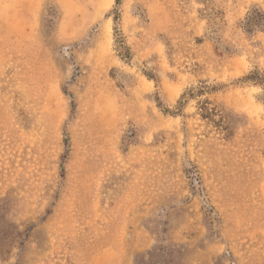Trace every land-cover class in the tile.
<instances>
[{
    "label": "rangeland",
    "instance_id": "1",
    "mask_svg": "<svg viewBox=\"0 0 264 264\" xmlns=\"http://www.w3.org/2000/svg\"><path fill=\"white\" fill-rule=\"evenodd\" d=\"M253 72L264 0H0V264H264Z\"/></svg>",
    "mask_w": 264,
    "mask_h": 264
},
{
    "label": "trees",
    "instance_id": "2",
    "mask_svg": "<svg viewBox=\"0 0 264 264\" xmlns=\"http://www.w3.org/2000/svg\"><path fill=\"white\" fill-rule=\"evenodd\" d=\"M244 81L247 82V83H250V84H254V85H263V82H264V78L263 76H261L258 72H253L251 75L247 76L246 78H244ZM203 85V88L202 90L203 91H206V92H216L217 89L214 88V87H210V86H206L205 83H202ZM201 90V91H202ZM205 93V92H204ZM183 97H181V99L183 100ZM178 102V107H177V111L180 112L182 107H183V102L181 101ZM210 105V103L208 102H202L201 103V117L203 119H207V120H211L213 121L215 117H219V120L221 119V117L217 114L216 110L215 109H208V106Z\"/></svg>",
    "mask_w": 264,
    "mask_h": 264
}]
</instances>
